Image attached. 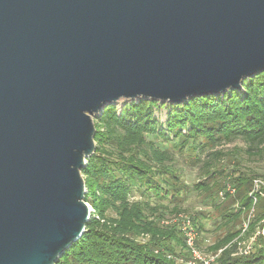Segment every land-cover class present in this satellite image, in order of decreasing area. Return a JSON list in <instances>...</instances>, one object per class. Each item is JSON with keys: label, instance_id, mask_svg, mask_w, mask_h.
<instances>
[{"label": "water", "instance_id": "1", "mask_svg": "<svg viewBox=\"0 0 264 264\" xmlns=\"http://www.w3.org/2000/svg\"><path fill=\"white\" fill-rule=\"evenodd\" d=\"M263 71L264 0H0V264H57L84 236L107 106Z\"/></svg>", "mask_w": 264, "mask_h": 264}, {"label": "trees", "instance_id": "2", "mask_svg": "<svg viewBox=\"0 0 264 264\" xmlns=\"http://www.w3.org/2000/svg\"><path fill=\"white\" fill-rule=\"evenodd\" d=\"M163 109L165 123L156 115ZM95 126L96 152L82 172L93 213L84 236L57 264L192 263L182 231L163 224L168 213L181 212L188 189L180 158L206 177L193 189L211 199L222 220L214 223L227 230L209 248L212 264H264V237L254 253L238 255L239 241L263 227L264 198L253 193L259 177L239 168L214 170L223 159L216 149L237 140L264 159V71L246 79L241 90L196 96L180 105L150 99L110 105L95 118ZM190 219L200 235L207 231L200 218Z\"/></svg>", "mask_w": 264, "mask_h": 264}, {"label": "rangeland", "instance_id": "3", "mask_svg": "<svg viewBox=\"0 0 264 264\" xmlns=\"http://www.w3.org/2000/svg\"><path fill=\"white\" fill-rule=\"evenodd\" d=\"M121 105L122 103L119 104V106ZM156 115L162 123L166 122V109L158 111ZM216 151L222 152L223 159L221 162L214 165V170L216 169V171L220 172L221 170L226 169L228 172L232 173L235 169L239 168V170L242 172L249 173L250 175H256L259 177L258 179L264 180V159L256 156L255 152L250 153L249 145L247 143L237 140L232 143L222 144L216 149ZM204 156L205 155L201 156L202 160H204ZM187 164L189 163L182 160V158L179 159L178 166L182 168V178L188 186V189L184 192L182 202L180 203L181 212L173 214L168 213L163 224L176 226L178 229H180L183 224V219H190L192 216L200 218L207 231L200 235L192 223V228L196 233V248L204 255L205 258H210L213 256V254L209 248L214 245L218 239L223 238L226 235L227 230H218L219 223H214V219L218 218V213L211 205V199L205 198L204 193H199L193 189L194 185L204 182L206 177H204L203 173H201L199 167L192 165L189 166ZM231 190L233 189L228 188V191L233 194L234 192ZM222 196L223 192L220 194V197ZM263 202L264 199H261L260 203ZM201 214L210 216V219L203 218ZM219 222L221 223L222 220L219 219ZM249 239L250 238L245 239L244 241H248Z\"/></svg>", "mask_w": 264, "mask_h": 264}, {"label": "built area", "instance_id": "4", "mask_svg": "<svg viewBox=\"0 0 264 264\" xmlns=\"http://www.w3.org/2000/svg\"><path fill=\"white\" fill-rule=\"evenodd\" d=\"M229 189H231V188H229ZM263 189H264V180H261V179L255 180L253 193L255 195H260V196L264 197ZM231 191L234 192V190H231ZM256 201H257V199H255V202ZM252 216H253V214H251V217ZM262 225H263V227L259 228L257 230V232L248 241H239V244H238L239 245V253H238V255L248 256V255H251L252 253L255 252L256 243H257L258 238L264 237V221H262ZM247 229H248V224L246 223L244 225L242 235H244L247 232ZM180 230L184 234L187 246L193 255L194 260L190 264H196V262H199L201 264H212L215 260V257L212 256L210 258H205L204 255L199 250H197V248H196V233H195L194 229L192 228L191 219H189V218L183 219V224H182V227L180 228Z\"/></svg>", "mask_w": 264, "mask_h": 264}]
</instances>
